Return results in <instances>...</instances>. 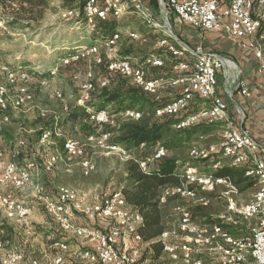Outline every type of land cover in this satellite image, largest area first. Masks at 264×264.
Wrapping results in <instances>:
<instances>
[{
	"label": "built area",
	"instance_id": "2783aa9c",
	"mask_svg": "<svg viewBox=\"0 0 264 264\" xmlns=\"http://www.w3.org/2000/svg\"><path fill=\"white\" fill-rule=\"evenodd\" d=\"M222 1L225 3L223 8L219 7ZM168 4L184 22L187 21L204 31L221 29L229 37L241 39L242 45L254 54L261 71L264 72V0H168ZM83 10L84 23L95 34L101 33L103 22L117 20L132 10L151 30L164 33L167 38L175 40V43H171L167 38H163L160 40L162 46H167L176 57L186 55L192 57L193 64L191 66L188 62L180 63L177 68L184 72L177 76L149 78L142 66H134L131 59L119 56V41L124 34L119 30L103 37L102 44L95 43L76 48L61 59L62 65H70L90 55H94L97 62L102 63L103 57L100 52L102 45L105 44L111 50L118 48L110 58L108 69L130 77L136 86L141 87L155 100L162 101L160 90L165 86L182 87L183 92L179 97L158 107L157 116L178 114L188 110L190 102L195 98L205 99L208 102L206 108L188 115L178 122L176 127L184 129L205 122L223 123L222 141L218 146H193L190 149V156L192 159L201 160L213 158L216 154L229 157L233 165H245V175L257 183V192L248 202L238 207L233 195L237 194L239 189L230 177L205 174L198 166L190 163L180 169L177 168L179 183L167 188L163 199L177 196L187 201L204 202V198H200V193L214 191L217 184L224 183L227 188L223 194L227 198L229 212L219 216L221 224L202 226L193 219L188 206L177 205L175 207L179 212L177 225L164 230L160 235V240L164 243L163 255H168L173 260L179 259L183 264H264V147L253 138L245 126V117L240 109L236 120L231 118L228 103L217 90L218 76L222 71L231 78L236 89H241L243 94H247L248 89L246 81L242 78L241 69L232 59L206 49L204 44L191 46L179 41L169 30L167 23L158 21L146 8L145 0H85ZM68 11L65 16L74 15L79 19L80 14L76 8H69ZM11 20L10 16L2 12L0 4V28L2 26L6 28ZM128 35L134 40H147V37L137 31L129 32ZM147 63L164 66V61L156 57L149 58ZM0 67L6 69L12 83L15 82L14 77L21 76L26 79L32 74L27 66L21 64L15 69L2 65L0 60ZM87 77L80 106L87 107L90 110L89 119L100 126L113 122L110 109L96 110L87 106L86 103L93 99L92 92L95 91L91 69L87 71ZM109 82L110 78H105L102 86ZM16 95L14 100H9L6 87L0 85V134L4 130L3 127L10 122V115L7 112L10 105L19 109L33 99L26 86L17 89ZM125 113L131 119H138L141 116L139 110L127 109ZM99 133L97 138L91 137L99 147L116 151L124 160L130 156L125 147L111 143L112 132ZM56 134L59 136L61 132ZM49 136L52 137V134L47 132L41 140ZM22 143L24 142L20 144ZM63 144L64 153L57 149L44 160L43 169L53 171L60 162L65 161L64 158L68 160L81 158L83 175H90L95 164L93 160L84 158L85 145L74 137L66 138ZM1 145L0 139V186H12L17 190L32 188L34 195L42 200L46 211L53 216L63 232L79 238L87 246L76 250L71 261H68L64 252L70 250V245L67 239L61 238L55 242V246L60 249L59 252L47 257L45 261L19 249H6L0 244V264H161L160 258L151 260L144 257V248L148 243L144 242L138 232L142 215L127 204L122 192L109 191L105 196H97V200L92 202H88L74 188L64 185H59L56 193L52 194L38 178L42 170L38 162L31 160L21 165L13 159H8ZM144 147L146 143L143 142L140 148ZM165 153L163 148L156 149L152 156L140 161L141 166L148 169L152 162L160 159ZM65 163L66 166H70L69 162ZM221 163V160H218L216 165L219 166ZM0 207L6 218L22 222L31 218L35 212L32 206L20 201L12 193L0 194ZM79 218H83V223L77 221ZM241 219L253 220L255 223L250 224L247 234L234 235L231 229L237 228L235 226ZM107 220L109 222L105 226L98 224ZM212 254L218 256L217 260L211 257Z\"/></svg>",
	"mask_w": 264,
	"mask_h": 264
},
{
	"label": "rangeland",
	"instance_id": "374dc122",
	"mask_svg": "<svg viewBox=\"0 0 264 264\" xmlns=\"http://www.w3.org/2000/svg\"><path fill=\"white\" fill-rule=\"evenodd\" d=\"M149 2L152 5L149 9H151L156 19L161 23H167L169 30L173 32V18L178 15L169 7L168 0H149ZM75 6L80 14L79 19H76L74 15L65 16L69 9L63 5L62 0H50V8L47 10L45 18L40 22L33 23L30 27H24L21 22L15 25L7 23L6 28L3 26L0 28V60L2 65H8L15 69L20 64L25 65L30 70L44 72L43 76L46 78L43 80L33 74H29L30 76L26 79L21 76L14 77L15 82L12 83L6 69L0 67V85L6 87V95H8L9 100L15 99L17 96L16 90L21 88V86L28 87L33 96L31 101L19 109L10 105L7 112H9L11 121L3 127V133L6 132V139L4 141L1 139L2 133L0 134V139L3 151L8 158H13L12 155L10 156V151L25 150L28 153L26 158H33L32 160L38 162L42 168L44 160L55 152L56 140L60 144V137L61 139L62 137H74L80 140L85 145L84 158L93 160L95 164V168L90 175H83L80 165L81 158H72L70 160L64 158L65 161L69 162V167L66 166L65 161L60 162L53 171L41 170V175L38 178L40 181H46V190L52 194L56 193L59 185H64L74 188L88 202H92L97 200V196H105L107 192L117 190L125 178V160L121 159L119 153L101 148L95 140L91 139V137L97 138L100 135L99 132L105 131L112 132L111 140L115 138L114 130L118 128L119 122L129 119L125 112L120 111L119 103L115 102L107 107L111 110V119L113 121L111 123L104 126L96 125L90 121L69 123L62 127L61 130L59 129L58 132L60 133L61 131V134L55 140L49 136L45 140L37 142L41 130V116L47 114L49 116H55L56 114L65 116V110L81 105L80 101L83 98L84 85L88 80V70L91 69L93 71V82L95 84V91L92 92L94 93L93 99L86 103L91 108H93L92 103L97 101L103 91H112L118 88L121 83L128 81V79L124 78L126 76L123 77L122 74L111 72L108 69L110 58L114 56L118 48L111 50L105 44L102 45L100 52L103 57L102 63L97 62L94 55H90L86 59L74 61L70 65L61 64V59L68 56L70 52H73L78 47L95 43L102 44L103 30L100 34L92 33L84 23V14L79 2ZM165 13H167V18H165ZM7 14L10 13L8 12ZM101 26L107 27L104 24H101ZM117 26L118 31L120 30L124 33L122 48L134 43L137 50L148 51L150 54L156 52V39L152 35L147 34L146 27L148 25L143 22L136 12L125 13L119 17ZM136 31L142 33L148 40H132L128 33ZM122 53L124 52L119 50L118 54L123 56ZM190 58L192 59V57ZM51 70H53V74H51ZM107 77L110 78V82L102 86L104 79ZM129 81L133 83L132 79ZM223 130L224 125L221 123L216 130V132H219L217 133L218 138L222 135ZM198 140H200L198 145L205 146L209 144L206 138H199ZM22 141L24 143L20 144ZM60 150L63 154L62 145ZM139 152L141 155L148 154V147H144ZM179 152L183 157L192 159L190 150L185 149ZM16 161L21 160L16 159ZM151 165L154 166L155 163L150 164V167ZM255 189L257 191V186ZM7 193H12L20 201H25L34 210L38 209L44 212V216H47L45 219L50 223L51 228H58L55 219L48 211L46 212L42 200L36 194L34 195L32 188L27 187L23 190H17L12 186H0V194ZM222 205V203H219L215 207H217L218 211L220 209L223 211L224 206ZM33 217L34 215L24 222L11 220L6 218L0 207V220L8 222L19 231L21 243L18 249L24 253L46 261L47 257L56 255L60 250L55 246V242L65 238L70 245V250L64 252L65 258L71 261L72 254L76 250L87 246L84 241L71 238L70 234L66 235L65 233L63 236L55 233L54 238L56 239L59 235L58 240L47 239L44 232L48 230L54 232L55 230H50L47 227V229L37 227L35 225L36 220ZM251 223L255 222L241 219L235 226L237 227L235 230L239 231L240 236L247 234ZM211 257L216 260L218 258L216 254H212ZM160 262L161 264H183L179 259L173 260L168 255L160 257Z\"/></svg>",
	"mask_w": 264,
	"mask_h": 264
},
{
	"label": "trees",
	"instance_id": "16d2710c",
	"mask_svg": "<svg viewBox=\"0 0 264 264\" xmlns=\"http://www.w3.org/2000/svg\"><path fill=\"white\" fill-rule=\"evenodd\" d=\"M62 1L63 5L68 9L75 8L77 2H79L81 10H83L85 5V0ZM0 4L2 6V12L12 18L9 24L15 25L21 22L24 27H30L33 23H38L43 20L48 12L47 10L50 8V0H0ZM8 12L10 14H7ZM102 24L107 26L101 27V32L103 30L102 38L118 31L116 19L105 21ZM126 55L124 54L122 57L132 60L131 57ZM178 62V60L175 61V63ZM31 73L43 80L46 79L43 76L44 72L40 70H31ZM51 74H53V70H51ZM160 76L170 78L174 75L162 72ZM124 78L128 79L126 83H121L118 88L112 91H103L97 98V101L92 103V105L94 109L101 110L118 102L119 109L122 112H125L127 109L139 110L141 112V116L138 119L129 118L119 122L118 128L114 130L115 138L111 140V143L125 147L130 154L125 160V178L117 190L124 194L127 204L135 212L142 215L138 232L142 235L144 242L148 243V247L150 248L149 258L151 260H158L163 255L164 247L163 241L160 240V235L164 230L178 223L179 212L175 208L177 205L188 206L192 212L193 219L202 226L213 225L215 223L221 224L219 218H214L210 215V212L213 211L210 202L204 203L197 200L187 201L177 196L163 199L165 190L179 183L176 170L180 164L188 165L190 163L199 166L203 162L201 159H187L181 154H177L176 151L187 149L191 145L192 140L214 131L216 127L213 124L205 122L184 129L177 128L176 125L178 122L188 117V115L199 112L192 110L190 107V104L196 98L190 102L188 110L171 116L159 117L156 115L158 107L167 102L155 100L151 95L144 92L141 87L129 81L131 78L127 76ZM65 111V116H59L57 114L55 116H49L47 114L40 117L41 130L37 140L38 143L47 132H50L52 139L55 140L58 137L56 132L69 123L90 121L99 125L89 119L90 110L87 107L74 106ZM3 132L4 130L2 131L1 139L4 141L6 139V132ZM65 139L64 137L62 139L60 137V144L63 148ZM143 142L148 147V154H139V156L132 155V151L139 150ZM60 144L56 140L55 150L58 149L61 152ZM159 148H163L166 151L165 155L152 162L155 163L154 166L151 165L148 169H144L140 161L152 156L156 152V149ZM23 154L24 156L21 157ZM27 154L25 150H19V156L16 159L21 160L18 161L20 164H27L26 160H24ZM218 160L220 159L216 158L215 163ZM245 169L246 167L242 165H223V167H217L216 170L207 174H214L217 177H230L237 189L245 190L248 186L254 184L251 180L249 182V178L245 175ZM41 182L47 189L46 184L43 181ZM209 195V193L202 192L200 193V198H205ZM56 226L58 227L57 229H52L55 230L54 232L49 230L44 232L45 236H49L51 233L54 236L55 233L63 236L64 232L58 223H56ZM225 226L232 227L228 224H225ZM231 232L238 236L240 234L233 227ZM19 235V231L16 228L8 222L6 223L0 220V244L6 249H18L21 243ZM59 235L55 240H58Z\"/></svg>",
	"mask_w": 264,
	"mask_h": 264
},
{
	"label": "crops",
	"instance_id": "0c3cea01",
	"mask_svg": "<svg viewBox=\"0 0 264 264\" xmlns=\"http://www.w3.org/2000/svg\"><path fill=\"white\" fill-rule=\"evenodd\" d=\"M145 6L148 10L151 11V9L149 8H151L152 5L149 2V0H145ZM223 6H225L224 1L220 3L219 7L223 8ZM130 12L133 11L130 10L126 14H129ZM147 27H146L148 31L147 34L152 35V37L156 39L157 42L156 52L150 54L148 51L137 50L134 43L132 45H128V47L122 48L124 36L119 41L120 43L119 50H121V52L122 51L124 52L122 53L123 55L127 54L126 56L132 58L134 66H142L146 72V75L149 78L158 77L162 72L174 76L176 74L178 75L179 73L184 72L181 69L177 68V66L183 62L186 63L188 62L192 66L193 61L190 58V56L186 55L183 57H176L171 51H169L167 46L161 45L160 40L166 38V35L164 33H156L154 30H151L149 27L148 28ZM173 28L175 29V31L173 29V33L182 43L185 44L187 43L191 46H196L197 44H204L206 49L221 53L224 56H227L228 58L232 59L238 65V67L241 69L242 78L246 81V88L248 89L247 94H243L241 89H236L235 85L232 84L231 78H228L225 75V73H223L222 71L218 76L217 90L218 93L222 95L226 100V102L228 103L229 115L231 116V118L233 120L234 119L236 120L238 110L240 109L245 117L244 119L245 126L247 127L253 138L257 139L260 145L264 147V72L261 71L259 62L257 58L254 56V54L249 49L245 48L242 45L243 41L241 39L238 38L233 39L229 37L221 29L213 30V31H204L188 23L187 21L185 22L182 21L178 16H174L173 18ZM168 41H170L171 43H175V40L171 37L168 39ZM153 57L161 58L164 61V66L160 67L154 64L147 63V60ZM138 60L139 61L141 60V62H139ZM176 60H178L179 62L175 63ZM160 91H161V96L163 97L162 100L166 102H170L174 98L179 97L183 92L182 87L179 85L178 86L169 85L167 87L162 88ZM231 95H233V97ZM207 105L208 102H206L205 99L203 100L196 98L195 101L192 102V104H190V107L194 111H200L201 109L204 108V106ZM213 125L216 127L214 131L210 133H206L205 135H201L196 139L192 140L191 145H189L187 150H190L193 146H203V145H198L200 144V140H198L199 138H206V141L209 143L208 146L211 145L218 146L222 141L221 140L222 135L220 136V138H218L217 133L219 132H216V130L221 125V123H216ZM141 150H143V148L142 149L139 148V150H135L136 152L132 151V154L139 156L140 153L139 151ZM178 152L179 151H176L177 154H180V152L179 153ZM24 154L21 157H23ZM11 155L13 156L12 159L16 161L15 158L19 156V151H14V150L10 151V156ZM26 156H28V154ZM24 158H25L24 160H27L26 161L27 163L33 159V158L28 159L26 157ZM216 158H219L221 160L222 162L221 165L219 166L216 165L215 163ZM184 165L180 164L178 169H180ZM223 165H233L232 160L229 157H225V156L221 157L219 154H216L213 156V158H208L206 160H203V162L200 163L198 167L200 168L201 172L206 174L212 172L213 170H216L217 167H223ZM125 174L126 172H124V176ZM250 180L254 182L253 185L248 186L245 190H239L237 194L233 195V199L238 207L248 202L255 194L256 191L255 188L257 186V183L252 178H249V182ZM45 182L46 181H44V183ZM226 188H227L226 184L224 183L217 184L215 186L214 191L206 192V194L209 193L210 195L204 198V203L210 202L213 208V211L210 212V215L214 218H219L220 215L229 212L228 201L226 196L223 194V191H225ZM219 203L223 204L222 205L224 206L223 211H221V209L218 211L217 207H215ZM34 211L35 212L33 218L34 220H36L35 225L37 227L39 228L47 227L50 230L53 229L51 228L50 223H48L47 220L45 219V217L47 216L46 215L44 216L43 214L44 212H42L41 210L39 211L38 209H35ZM77 221L79 223H83L84 220L82 218H79ZM108 222L109 221L107 220V221H102L98 224L105 226L108 224ZM46 237L47 239H53V240L55 239L54 238L55 236L52 233ZM70 237L74 239L75 238L79 239L75 236L74 237L70 236ZM48 248H49V244H48ZM144 249H145L144 257L149 259L150 248L148 246H145Z\"/></svg>",
	"mask_w": 264,
	"mask_h": 264
}]
</instances>
